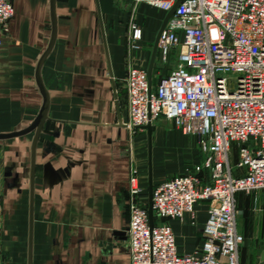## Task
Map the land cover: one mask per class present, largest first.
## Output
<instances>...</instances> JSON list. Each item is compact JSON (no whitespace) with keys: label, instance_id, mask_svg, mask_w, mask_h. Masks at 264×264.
Returning a JSON list of instances; mask_svg holds the SVG:
<instances>
[{"label":"crops","instance_id":"1","mask_svg":"<svg viewBox=\"0 0 264 264\" xmlns=\"http://www.w3.org/2000/svg\"><path fill=\"white\" fill-rule=\"evenodd\" d=\"M10 1L14 16L0 42V133L27 127L39 112L35 69L51 35L50 0ZM54 14L55 41L40 71L48 111L36 145L31 210L34 131L0 139L3 263L28 264L31 228V264H130L128 179L136 167L147 192V139L144 128L124 124L125 76L130 65L148 71L167 11L147 0H54ZM132 24L141 28L134 41ZM157 54L153 81L168 71ZM159 123L175 128L158 119L152 132ZM194 147L190 142L177 157L164 159L168 167L163 155L156 168L152 162L153 187L190 172L188 165L202 159ZM234 197L244 236L239 260L264 264V189L237 191ZM194 213L166 220L181 253L201 244L207 202L198 201Z\"/></svg>","mask_w":264,"mask_h":264},{"label":"built area","instance_id":"2","mask_svg":"<svg viewBox=\"0 0 264 264\" xmlns=\"http://www.w3.org/2000/svg\"><path fill=\"white\" fill-rule=\"evenodd\" d=\"M147 1L164 11L178 2L157 41V61L168 71L153 81L145 67H127L124 124L170 121L196 137L202 159L189 173L153 187L151 229L147 192L131 168L125 229L130 264H243L234 195L264 189V0ZM13 16L12 2L0 0V42ZM131 32L133 41L140 39L139 26L132 24ZM204 172L209 181L200 177ZM198 201L207 202L202 242L181 253L166 220L194 218ZM2 226L0 203V264Z\"/></svg>","mask_w":264,"mask_h":264},{"label":"water","instance_id":"3","mask_svg":"<svg viewBox=\"0 0 264 264\" xmlns=\"http://www.w3.org/2000/svg\"><path fill=\"white\" fill-rule=\"evenodd\" d=\"M177 5H178V2H176L173 5V7L169 11H167L165 19L157 34L156 41L154 43V47L152 51V55H151V62H150V65L147 71L149 78L151 75L152 63H153L155 53L157 50L158 37L160 35L161 30L165 26L169 17L174 12V9L176 8ZM50 10H51L50 40L48 42L47 47L45 48L40 58L38 59V62L36 64V69H35V81L42 94V104H41L40 110L37 113L36 117L33 119V121L27 127L20 129L18 131L0 133V139H4V138L12 137V136H18V135H21V134H24L30 131H34L32 143H31V155H30V210L32 206L34 161H35L36 145H37L38 137L42 129L43 123L47 119V111H48V93L43 85L40 71L44 63V60L46 59L47 55L49 54V52L51 51L53 47L55 36H56V16L54 14V0H50ZM141 128H144L146 130V139H147V215H148V225H149V228L151 229L154 225V213H153V207H152L153 180H152V159H151V149H152L151 123L148 122L145 125H142ZM30 220H31V214H30ZM30 226H31V223H30ZM28 244H29L28 264H31V228H30Z\"/></svg>","mask_w":264,"mask_h":264},{"label":"rangeland","instance_id":"4","mask_svg":"<svg viewBox=\"0 0 264 264\" xmlns=\"http://www.w3.org/2000/svg\"><path fill=\"white\" fill-rule=\"evenodd\" d=\"M152 143L154 147L152 149V162L156 168L159 163V158L163 155L161 161L164 162V166L169 165V162H165L164 159H170L172 157H177L179 152H183V147L188 146V144L195 143L194 149H196V137L193 135H182L179 130L173 128L166 123H159L155 126V131L151 133ZM160 149V155L158 153ZM159 157V158H158ZM167 157V158H166ZM236 160L233 159L232 162ZM191 164V163H188ZM168 167V166H167ZM192 165H188V169H191ZM189 173V172H187ZM205 173V172H204ZM208 175V173H206ZM202 178L205 179L204 175L201 174ZM209 176V175H208ZM210 178V176H209ZM209 180V179H208ZM241 211L237 217V223L239 224V219L241 218ZM243 244V243H242ZM241 244V245H242ZM240 245V246H241Z\"/></svg>","mask_w":264,"mask_h":264}]
</instances>
